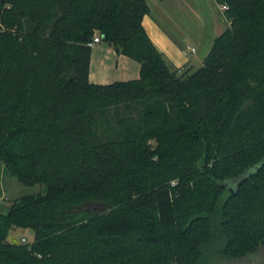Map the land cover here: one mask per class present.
Here are the masks:
<instances>
[{
	"label": "trees",
	"instance_id": "1",
	"mask_svg": "<svg viewBox=\"0 0 264 264\" xmlns=\"http://www.w3.org/2000/svg\"><path fill=\"white\" fill-rule=\"evenodd\" d=\"M192 72L171 70L146 0H0V162L26 185L0 210V264H220L264 246V0ZM95 34L139 76L88 78ZM98 116L120 125L97 139ZM29 228L31 242L7 241Z\"/></svg>",
	"mask_w": 264,
	"mask_h": 264
},
{
	"label": "rangeland",
	"instance_id": "2",
	"mask_svg": "<svg viewBox=\"0 0 264 264\" xmlns=\"http://www.w3.org/2000/svg\"><path fill=\"white\" fill-rule=\"evenodd\" d=\"M146 1L162 26L174 37L179 38L196 34L202 39V46H204L211 35H218L224 30V27L226 28L224 25V10L222 13L217 4L211 0H182L189 7L183 6L181 9L177 6L175 0ZM207 8L213 10L212 14ZM101 43L105 44L104 41H101ZM118 72V67L113 68L110 80L116 79ZM96 128L99 134L97 139L118 138L120 136L121 128L118 123H113L112 121L108 123L105 118L99 116ZM46 188L47 186L43 183L23 184L15 176L11 175L5 165L0 162V210L2 212L7 211L12 200L27 194H44ZM22 237L25 238L26 242H31L33 240V231L29 228H11L6 239L12 243L25 242L21 240ZM220 264H264V246L240 259L228 260L227 262L221 260Z\"/></svg>",
	"mask_w": 264,
	"mask_h": 264
},
{
	"label": "crops",
	"instance_id": "3",
	"mask_svg": "<svg viewBox=\"0 0 264 264\" xmlns=\"http://www.w3.org/2000/svg\"><path fill=\"white\" fill-rule=\"evenodd\" d=\"M211 1L216 3L223 13L221 5L215 0ZM175 2H177V6L180 7V9L183 6L189 7L187 3L182 2V0H175ZM149 8V13L145 14L142 18V24L156 49L162 54L168 67L171 70L177 69L178 72H192L199 67L216 35H211L204 46H202V39L196 34H190L179 38L174 37L162 26L157 16L154 15L152 8L150 6ZM207 9L212 14L213 10ZM228 24V19L225 16L224 25L226 28ZM101 41L104 40L101 39L91 46L90 69L88 75L91 82L109 83L115 80H128L139 76L140 63L137 60L116 52L110 43L104 41L105 44H102ZM187 45L194 46L195 50L193 52L186 51ZM117 67L119 68V72L115 77L116 79L110 80L111 70Z\"/></svg>",
	"mask_w": 264,
	"mask_h": 264
},
{
	"label": "built area",
	"instance_id": "4",
	"mask_svg": "<svg viewBox=\"0 0 264 264\" xmlns=\"http://www.w3.org/2000/svg\"><path fill=\"white\" fill-rule=\"evenodd\" d=\"M226 8H227V5H226V4H221V9H222V10H224V9H226ZM100 40H101V36H100L99 34H95V35L92 37L91 41H90L88 44H89L90 46H92L94 43L99 42ZM187 50L193 52V51L195 50V48H194V46L187 45V46H186V51H187ZM21 240L26 242V240H25L24 237H22Z\"/></svg>",
	"mask_w": 264,
	"mask_h": 264
},
{
	"label": "water",
	"instance_id": "5",
	"mask_svg": "<svg viewBox=\"0 0 264 264\" xmlns=\"http://www.w3.org/2000/svg\"><path fill=\"white\" fill-rule=\"evenodd\" d=\"M101 39H103V37L101 36Z\"/></svg>",
	"mask_w": 264,
	"mask_h": 264
}]
</instances>
